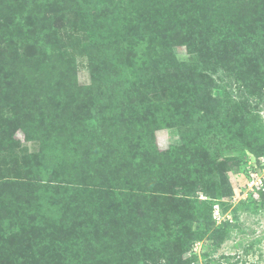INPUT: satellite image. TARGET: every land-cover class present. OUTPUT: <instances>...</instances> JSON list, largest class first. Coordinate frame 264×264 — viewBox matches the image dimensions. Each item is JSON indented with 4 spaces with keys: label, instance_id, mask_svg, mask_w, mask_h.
Segmentation results:
<instances>
[{
    "label": "trees",
    "instance_id": "obj_1",
    "mask_svg": "<svg viewBox=\"0 0 264 264\" xmlns=\"http://www.w3.org/2000/svg\"><path fill=\"white\" fill-rule=\"evenodd\" d=\"M61 1L43 9L54 12ZM73 1L84 7L85 42L77 33L68 34L70 40L64 39L61 48L46 45L42 57L34 55V67L6 47H18V29L27 30L29 23L31 31L40 17L20 0L0 6V27L7 26L5 34L0 30V248L12 250L9 240L29 246L26 264H76L81 241L117 229L116 223L128 217L138 226L153 222L164 229L170 220L148 203V191L176 179L190 156L184 143L159 151L150 127L183 125L184 109L193 128L188 133L206 138L204 129L231 120L225 109L234 92L243 98L264 84V0ZM193 29L195 35L188 36ZM219 40L226 46L222 58ZM170 43L184 45L205 71L222 73L210 77L212 87L224 94L220 109L214 100V106L196 107L207 88L204 69L197 70L195 61L176 63L180 67L172 63ZM212 51L220 66L209 57ZM78 56L88 63L87 84L78 81ZM24 68L30 89H17ZM155 82L168 97L161 102L142 99ZM245 102L253 106L250 98ZM15 129L24 142L34 144L32 150L15 137ZM191 187L196 199L199 191L213 195L208 181ZM197 202L202 219L178 238L186 249L212 226L211 211L208 221L204 216L209 202ZM153 240L147 234L126 244V252L113 248V264H147L153 258ZM91 247L87 242L83 250ZM12 254L23 262V252Z\"/></svg>",
    "mask_w": 264,
    "mask_h": 264
},
{
    "label": "rangeland",
    "instance_id": "obj_2",
    "mask_svg": "<svg viewBox=\"0 0 264 264\" xmlns=\"http://www.w3.org/2000/svg\"><path fill=\"white\" fill-rule=\"evenodd\" d=\"M20 1L25 4L30 14L40 18L36 20L35 27L31 31L29 28H32L33 24L29 26V23L25 25L28 31L18 29V47L6 48H9L11 54L14 49L13 53H18L21 60L26 63L31 61L30 67L35 65L32 61L34 55L42 57L45 52L43 48L46 45L53 44V50L55 45L61 48L64 39L70 40L68 34L77 33L80 42H85L88 24L82 20L84 7L80 3L74 4L73 0H62L54 12H51L43 9V5L55 4V0ZM5 2L6 0H0V6ZM86 18H88V12ZM6 27H0L2 33L5 32ZM6 33L10 34L9 31ZM187 34L195 35L194 29ZM195 38L199 37L196 35ZM223 43L219 40L218 49L223 51L220 53V58L225 56L226 46ZM204 46L208 47L206 44ZM215 48L217 47H212V49ZM169 53L173 57L174 64L195 61L197 70L204 69L201 76L207 88L204 94H201L202 101L196 107L202 108L204 103L211 107L216 102L215 107L218 106L220 109L224 94L220 88L212 87L210 77L217 78L222 73L205 71V67L199 63L196 55L189 54L186 47L180 43L172 45L170 43ZM209 57L218 59L217 66L221 65L216 52L212 51ZM176 65L179 66V64ZM77 67L79 83H89L86 57H77ZM24 72L23 79L18 80L15 86L17 89L22 86L30 89V86H26L29 79L26 75L27 69ZM159 85L157 82L148 85L152 91L148 92L145 89L146 92L144 91V96L142 95L141 98L163 101L168 96L162 91L163 86ZM257 87L258 89L254 92H247L243 98L234 92L232 99L228 101L229 108L225 109L232 113L231 120L226 126L215 124L209 129H204L208 130L206 138L201 139L188 133L193 128L192 123L187 121L188 112L184 109L182 113L186 121L183 125L176 127L164 123L152 127L153 129L150 127L149 130L159 151L166 150L171 145L181 146L184 143L185 149L187 148L185 154L190 156V161L183 163L176 171V179L165 183V186L158 183L156 187L148 191V203L165 213V217L167 216L168 221L170 220L168 225L160 231L153 222L138 226L139 223H136L133 216L128 217L122 220L125 222L116 223L119 231L111 228L102 231V236L95 238L90 236L86 243L88 242L90 247L91 243L96 244L91 247L92 251L89 249L84 251L86 243L81 241L83 247L79 248L81 256L76 264H113V248L122 247L126 252V244L130 245L133 240L135 242L136 239L146 237L147 234L155 241L151 248L153 258L151 257L147 264H264V84ZM168 89L174 94L178 93L175 89L171 90L169 87ZM246 98H250L253 106L250 107L245 102ZM164 108L168 110V113L173 114L174 111L168 106L165 105ZM245 112L248 113L244 114ZM201 133L204 135V131ZM15 137L29 150L33 149L34 144L24 142L19 130L15 129ZM104 139L108 141L107 136ZM100 141L97 140V143ZM214 154L218 155L213 156ZM201 180L208 181L209 190L213 194L211 197L199 191L196 193L198 196L196 199V195L191 193L192 184ZM215 184H218L217 190L214 189ZM198 200L209 202V205L205 207L204 216L208 221L211 211L212 226L202 238L195 239L186 249L182 247L178 238L187 230L196 229L198 218L202 219L200 218L202 208L199 207ZM203 223L201 222L199 227L203 226ZM159 235H162L161 238L158 237ZM0 240L1 245L4 243V238L0 237ZM8 244L12 250L2 251V247L0 248V264H26V259L30 257L29 246L21 248L12 240H9ZM13 252H23L22 263L12 254ZM166 255L172 256L173 261L169 262V257L164 259Z\"/></svg>",
    "mask_w": 264,
    "mask_h": 264
}]
</instances>
